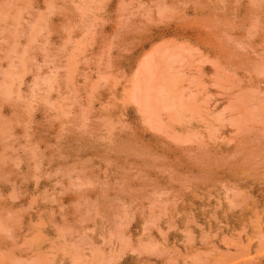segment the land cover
<instances>
[{
    "label": "rangeland",
    "instance_id": "374dc122",
    "mask_svg": "<svg viewBox=\"0 0 264 264\" xmlns=\"http://www.w3.org/2000/svg\"><path fill=\"white\" fill-rule=\"evenodd\" d=\"M0 264H264V0H0Z\"/></svg>",
    "mask_w": 264,
    "mask_h": 264
}]
</instances>
